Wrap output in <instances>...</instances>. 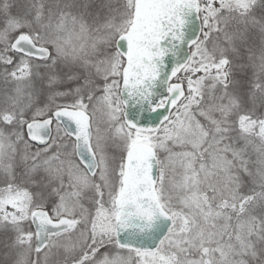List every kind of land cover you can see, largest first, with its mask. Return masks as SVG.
Returning <instances> with one entry per match:
<instances>
[{"label":"snow or ice","instance_id":"6c2138e0","mask_svg":"<svg viewBox=\"0 0 264 264\" xmlns=\"http://www.w3.org/2000/svg\"><path fill=\"white\" fill-rule=\"evenodd\" d=\"M0 264H264V0H0Z\"/></svg>","mask_w":264,"mask_h":264}]
</instances>
